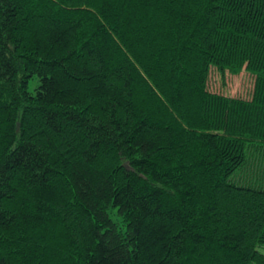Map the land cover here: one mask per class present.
I'll use <instances>...</instances> for the list:
<instances>
[{
  "label": "trees",
  "instance_id": "16d2710c",
  "mask_svg": "<svg viewBox=\"0 0 264 264\" xmlns=\"http://www.w3.org/2000/svg\"><path fill=\"white\" fill-rule=\"evenodd\" d=\"M263 248L264 0H0V264Z\"/></svg>",
  "mask_w": 264,
  "mask_h": 264
},
{
  "label": "rangeland",
  "instance_id": "374dc122",
  "mask_svg": "<svg viewBox=\"0 0 264 264\" xmlns=\"http://www.w3.org/2000/svg\"><path fill=\"white\" fill-rule=\"evenodd\" d=\"M255 83V77L243 70L239 74L226 73L221 75L213 70L209 79V89L218 93H223L233 97H241L244 99L251 98ZM35 87V81L30 82L29 89L32 91ZM264 253V248L262 249Z\"/></svg>",
  "mask_w": 264,
  "mask_h": 264
},
{
  "label": "water",
  "instance_id": "95a60500",
  "mask_svg": "<svg viewBox=\"0 0 264 264\" xmlns=\"http://www.w3.org/2000/svg\"><path fill=\"white\" fill-rule=\"evenodd\" d=\"M126 165V164H125Z\"/></svg>",
  "mask_w": 264,
  "mask_h": 264
}]
</instances>
